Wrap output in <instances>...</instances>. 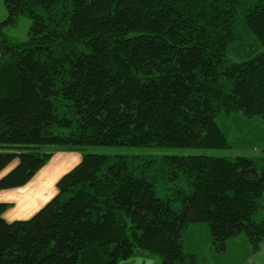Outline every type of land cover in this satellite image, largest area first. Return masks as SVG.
<instances>
[{
    "label": "trees",
    "instance_id": "1",
    "mask_svg": "<svg viewBox=\"0 0 264 264\" xmlns=\"http://www.w3.org/2000/svg\"><path fill=\"white\" fill-rule=\"evenodd\" d=\"M5 5L0 173L19 162L0 190L26 185L57 150L227 148L222 115L264 118V0ZM21 17L25 41L6 32ZM82 155L30 218L7 221L0 202V264H197L191 223L209 224L216 253L240 234L255 251L264 242V157Z\"/></svg>",
    "mask_w": 264,
    "mask_h": 264
},
{
    "label": "rangeland",
    "instance_id": "2",
    "mask_svg": "<svg viewBox=\"0 0 264 264\" xmlns=\"http://www.w3.org/2000/svg\"><path fill=\"white\" fill-rule=\"evenodd\" d=\"M4 2H0V13L7 18L8 10ZM2 18V17H0ZM31 20L21 17L19 23L14 27H8L6 32L10 37L20 41L29 38ZM240 61L239 57L231 56ZM247 58V57H246ZM220 127L225 131L231 146L227 148L208 147H161V146H103L89 145L77 151L83 154L102 153L108 155H214V156H249L264 157V118L256 116L245 117L243 114L235 116L222 115L218 119ZM261 214L264 216V196L262 199ZM187 252L197 256V264H264V258L259 260L255 251L245 234H240L228 241L227 248L222 253H216L212 248L210 227L207 223H191L185 234ZM146 264H161L159 258H146Z\"/></svg>",
    "mask_w": 264,
    "mask_h": 264
},
{
    "label": "crops",
    "instance_id": "3",
    "mask_svg": "<svg viewBox=\"0 0 264 264\" xmlns=\"http://www.w3.org/2000/svg\"><path fill=\"white\" fill-rule=\"evenodd\" d=\"M4 2V0H0ZM6 8V7H5ZM0 13V19L6 16ZM83 155L76 151L57 150L50 161L24 186L0 190V202L11 203L3 217L11 222L17 219H27L33 216L57 193L58 179L81 162ZM14 160L1 173L0 178L7 174L17 164ZM259 260L264 258V242L257 251ZM145 257H134L120 264H146Z\"/></svg>",
    "mask_w": 264,
    "mask_h": 264
}]
</instances>
